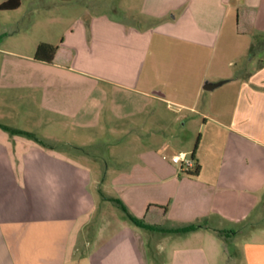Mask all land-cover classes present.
<instances>
[{
  "label": "crops",
  "instance_id": "crops-1",
  "mask_svg": "<svg viewBox=\"0 0 264 264\" xmlns=\"http://www.w3.org/2000/svg\"><path fill=\"white\" fill-rule=\"evenodd\" d=\"M144 3L135 24L84 11L52 63L20 60L0 47V108L11 109L9 90L29 89L36 124L45 114L66 128L88 129L110 97L125 99L130 116L155 105L192 112L202 137L193 167L179 170L154 149L132 155L138 162L116 177L114 197L101 192L102 200L119 199L133 216L166 229L204 226L148 230L149 244L170 246H162L158 264H218L222 242L240 264H264V60L245 77L235 74L233 61L250 49V38L264 36V0ZM204 91L210 94L202 107ZM8 120L0 115L1 125L19 129ZM179 154L189 152L172 157ZM195 166L198 174L189 175ZM93 177L54 145L0 127V264H151L128 217L105 236L112 221L100 211L98 229L88 233L98 205L91 182L103 190ZM151 183L157 189L144 190ZM248 227L249 240L236 243Z\"/></svg>",
  "mask_w": 264,
  "mask_h": 264
},
{
  "label": "rangeland",
  "instance_id": "rangeland-1",
  "mask_svg": "<svg viewBox=\"0 0 264 264\" xmlns=\"http://www.w3.org/2000/svg\"><path fill=\"white\" fill-rule=\"evenodd\" d=\"M1 1L3 0H0V3ZM144 5V0H25L20 9L13 11L0 9V47L22 55L20 60H31L30 57L35 59L39 44L59 45L69 32L71 25L82 16L84 11H88L91 15L109 14L124 22L135 24L143 19ZM250 40V49L243 56L233 58L236 63L235 74L242 77H245L249 70L252 72L258 68L264 60V36L252 37ZM9 91L11 92L8 93L11 95V109L4 110L1 107L0 115L2 113L10 115L11 120L8 121L11 125L33 133L76 162L89 166L94 174L93 178L102 186L103 190L99 191L97 185L91 182L98 203L94 209L93 220L88 227V233L91 234L100 225L98 219L100 211H105L107 214L106 221H112L105 236L118 230V218L128 217L116 203L110 201L111 198L108 200L110 202L102 200L101 192L114 197L116 177L121 171L130 170L135 162H138L132 159V155H140L154 149L157 154L172 164L174 153L178 154L180 150L188 151V158H192L201 143V132L199 123L195 122V115L175 104L170 105V109L166 105L150 106L148 113L130 116L128 113L132 108L125 106V99L110 97L105 110L99 116L98 124L88 129L77 126L66 128L59 125L61 122L52 121L50 116L45 114H43L44 122L41 124L31 120L29 111L32 90ZM208 94L210 93L204 91L200 106H204ZM27 140L34 142L28 138ZM163 146L165 149H162ZM176 166L180 170L182 165L176 164ZM142 186L147 191H153L152 188L157 189V185L153 186L152 183ZM103 202L107 204L104 206ZM130 223L140 232L138 242L140 249L144 251V257L151 264H158L165 255L161 250L169 249V243L162 240L161 246L158 242L149 244L146 235L149 229L131 221ZM157 225L164 226V223ZM248 229L249 227L238 236L236 243L242 244L249 240L251 232ZM223 243L218 264H240L241 259L231 255L233 251L230 246L226 247L228 251L223 250L225 249ZM80 260H82L81 257L76 258V262Z\"/></svg>",
  "mask_w": 264,
  "mask_h": 264
},
{
  "label": "trees",
  "instance_id": "trees-1",
  "mask_svg": "<svg viewBox=\"0 0 264 264\" xmlns=\"http://www.w3.org/2000/svg\"><path fill=\"white\" fill-rule=\"evenodd\" d=\"M22 1L23 0H7L0 5V9L3 11L16 10L21 6ZM62 1H70V0H62ZM240 15H241V10L238 13L239 19L241 17ZM59 50H60V47L57 45H52L49 43H41L38 45V48H37V51L35 54V59L37 61H41V62H45V63H52L54 61V59L56 58V55H57ZM0 127L12 135H18L21 137H25V138L33 140L34 142L38 143L39 145H41L43 147L52 148L51 144H49L46 141H43L42 139L38 138L37 136H35L31 132L10 128L8 126H4L1 124H0ZM198 170H199V168L197 166H195V171H189L188 174L191 176H195L198 174ZM112 201L114 203H116L127 214L128 218L131 222H133L134 224H136L140 227L149 229L151 231H158L159 230V231L169 232V233H188V232H192V231H195L199 228L204 227L203 225H190V226H186V227L178 228V229H166L163 226H159L157 224H155V225L148 224L144 220L138 219L137 217L133 216L128 211L126 206L122 203V201H120L119 199H113Z\"/></svg>",
  "mask_w": 264,
  "mask_h": 264
},
{
  "label": "built area",
  "instance_id": "built-area-1",
  "mask_svg": "<svg viewBox=\"0 0 264 264\" xmlns=\"http://www.w3.org/2000/svg\"><path fill=\"white\" fill-rule=\"evenodd\" d=\"M174 164H181L182 167H193L194 161L191 158H188L185 154H179L172 158Z\"/></svg>",
  "mask_w": 264,
  "mask_h": 264
},
{
  "label": "water",
  "instance_id": "water-1",
  "mask_svg": "<svg viewBox=\"0 0 264 264\" xmlns=\"http://www.w3.org/2000/svg\"><path fill=\"white\" fill-rule=\"evenodd\" d=\"M227 81L228 80H224V81H220V82H207L204 86V89L207 91H212V90L222 86Z\"/></svg>",
  "mask_w": 264,
  "mask_h": 264
}]
</instances>
